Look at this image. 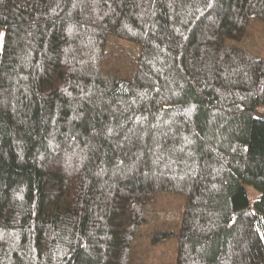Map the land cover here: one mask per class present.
<instances>
[{"label": "trees", "instance_id": "trees-1", "mask_svg": "<svg viewBox=\"0 0 264 264\" xmlns=\"http://www.w3.org/2000/svg\"><path fill=\"white\" fill-rule=\"evenodd\" d=\"M254 21L264 0H0V264H139L161 194L176 264H264V58L229 44Z\"/></svg>", "mask_w": 264, "mask_h": 264}, {"label": "rangeland", "instance_id": "rangeland-1", "mask_svg": "<svg viewBox=\"0 0 264 264\" xmlns=\"http://www.w3.org/2000/svg\"><path fill=\"white\" fill-rule=\"evenodd\" d=\"M257 58H264V23L254 21L241 42L229 41ZM105 73L122 78L133 76L141 48L132 42L110 38ZM264 117L259 110L257 117ZM185 207L183 198L161 194L139 226L136 254L139 264H176L178 236Z\"/></svg>", "mask_w": 264, "mask_h": 264}]
</instances>
